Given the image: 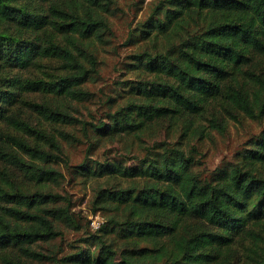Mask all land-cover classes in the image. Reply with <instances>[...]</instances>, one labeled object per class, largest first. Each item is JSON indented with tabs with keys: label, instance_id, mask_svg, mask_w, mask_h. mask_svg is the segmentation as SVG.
I'll return each instance as SVG.
<instances>
[{
	"label": "trees",
	"instance_id": "1",
	"mask_svg": "<svg viewBox=\"0 0 264 264\" xmlns=\"http://www.w3.org/2000/svg\"><path fill=\"white\" fill-rule=\"evenodd\" d=\"M123 13L119 0H0V264H264V0H153L126 38L143 43L125 58L136 79L102 99L97 49L113 45L112 19ZM88 104L99 107L90 119L77 109ZM226 119L261 129L210 172L196 146L167 140L143 146L132 165L86 157L71 166L57 139L90 149L91 131L125 142L178 122L183 138L194 120L225 133ZM58 159L114 180L93 189L94 230L46 188L64 178L50 164ZM56 224L84 228L93 250L35 249L59 235Z\"/></svg>",
	"mask_w": 264,
	"mask_h": 264
},
{
	"label": "rangeland",
	"instance_id": "2",
	"mask_svg": "<svg viewBox=\"0 0 264 264\" xmlns=\"http://www.w3.org/2000/svg\"><path fill=\"white\" fill-rule=\"evenodd\" d=\"M120 6L124 13L117 19H112L113 28L115 30V38L113 41V48L104 47L97 49V58L99 62V77L93 85V90L97 93L102 92V99L108 95H112L117 88V82L126 80L128 78L136 79L137 73H131L127 69L125 60L126 55L136 48L143 47V43L135 46H125L126 38L130 26H133L138 20L143 19L147 5L153 0H119ZM142 7V9H141ZM12 76H19L17 70L8 72ZM21 75H24L21 74ZM35 99L34 97L30 96ZM95 104V103H94ZM96 105V104H95ZM95 105H77V109L84 115L86 119H90L89 111L97 112L98 106ZM24 115L28 119L37 124H41L49 130L53 127L60 132V130L70 131L72 134L81 135L79 130L70 129L67 125H53L43 123L34 113L24 111ZM227 129L225 133L218 131H209L206 128L204 121H191L189 131L183 138L180 137L181 130L184 129L182 122H178L172 126L173 129H167V123L160 127L147 131L139 139L135 136H129L125 142L110 140L107 137L96 136L94 132H90L91 146L89 143H73L66 140L63 136L57 135V139L61 150L69 158L71 166L77 165L83 161L84 158H89L93 161H103L104 159L112 160L117 158L124 160L126 164L132 165L133 155H142L145 151L143 146H146L154 140H167L172 145L177 144L184 148L192 145L197 148V155L200 158L201 165L207 172L212 171L220 165H225L228 162H234L238 159L237 152L242 150L247 139L259 132L260 125L247 119L242 122H234L226 119ZM84 140V139H83ZM129 154H131L129 156ZM129 156V157H128ZM50 164L60 171H62L64 178L55 182H48L46 188L59 192L71 201L72 210L86 217L90 223L92 230L97 228L102 221L99 214H92L89 206V200L92 196L93 189L96 184L108 185L112 184L114 180L106 176L101 178H94L88 174H77L66 168L64 162L60 159L51 161ZM118 181V180H117ZM62 204V202H60ZM85 220V221H86ZM59 235L49 241H38L33 244V247L44 253L55 252L58 257L64 254L73 253L78 249L93 250V247L80 241V238L85 236L84 228L80 230H72L64 227L61 224H56ZM33 264H53L51 262H34Z\"/></svg>",
	"mask_w": 264,
	"mask_h": 264
}]
</instances>
